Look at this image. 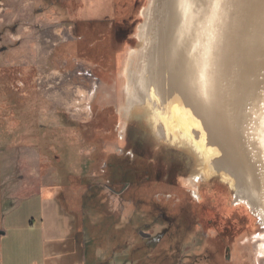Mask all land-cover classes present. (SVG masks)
I'll return each mask as SVG.
<instances>
[{
	"label": "rangeland",
	"instance_id": "obj_1",
	"mask_svg": "<svg viewBox=\"0 0 264 264\" xmlns=\"http://www.w3.org/2000/svg\"><path fill=\"white\" fill-rule=\"evenodd\" d=\"M115 1L107 19L86 23L77 16L63 22V10H54L57 18L48 9L52 0H0V49L25 37L42 42L36 55L23 57L21 68H8L1 78L8 104L20 97L23 110L37 107L25 117L41 124L23 123L32 126L19 145L24 196L61 189L66 210L80 211L77 227L87 231L98 264H264V226L235 192L217 177L193 185L197 163L188 152L162 145L144 125L124 118L126 61L138 49L155 0ZM64 2L72 15L82 6L80 0ZM45 11L51 13L41 15ZM255 124L249 120L246 129ZM6 145L4 168L12 178L5 180L0 203L19 198L15 193L25 184L17 177V145Z\"/></svg>",
	"mask_w": 264,
	"mask_h": 264
},
{
	"label": "bare ground",
	"instance_id": "obj_2",
	"mask_svg": "<svg viewBox=\"0 0 264 264\" xmlns=\"http://www.w3.org/2000/svg\"><path fill=\"white\" fill-rule=\"evenodd\" d=\"M148 19L124 118L188 152L193 185L219 178L264 226V0H155Z\"/></svg>",
	"mask_w": 264,
	"mask_h": 264
},
{
	"label": "crops",
	"instance_id": "obj_3",
	"mask_svg": "<svg viewBox=\"0 0 264 264\" xmlns=\"http://www.w3.org/2000/svg\"><path fill=\"white\" fill-rule=\"evenodd\" d=\"M39 2L37 3L39 4ZM52 11L54 12V10ZM50 13L45 11L41 12V15ZM54 15H56L55 12ZM56 17L59 18L57 15ZM13 19L17 23L18 15H14ZM55 20L57 22L56 18ZM17 32L19 29L15 31V33ZM39 39L37 36L25 37L24 42L22 39V43L18 45H8L0 49V95H2L0 97L2 102H5L0 103V193L3 194V190L6 188L5 180L12 178L4 168L2 156V152L8 150L6 143L8 144L11 140L15 141L18 150L19 171L17 177L19 182L23 180L25 182V184L21 183L15 193L20 196L19 198L15 201L6 198L0 203V232H2L0 236V264H98L97 252L89 246L87 231L77 227V222H80L78 219L81 215L80 211L78 208H74L71 212L66 210L67 203L58 193L61 189L51 191L41 188L27 197L24 196L28 183L25 181L26 169L20 170V163L25 162V154L19 152V145H21L20 141L24 140L25 128L30 129L32 126L23 123L41 124L35 123L36 120L33 116L25 117V114L33 115V110L37 107L28 105L23 110L20 97L17 99L15 97L14 101L8 104L3 92L5 84L1 78L8 68H21L20 62L23 63L27 57L36 55L37 47L42 45L41 39L40 41ZM18 54L22 58L21 60L18 58ZM39 54L35 60L37 62L40 61L38 60L40 59ZM57 57H54L56 64L58 63ZM16 78L19 85V75ZM7 112L11 116H9L10 118H7ZM12 127L15 130L8 131ZM13 132L14 135L9 137Z\"/></svg>",
	"mask_w": 264,
	"mask_h": 264
},
{
	"label": "trees",
	"instance_id": "obj_4",
	"mask_svg": "<svg viewBox=\"0 0 264 264\" xmlns=\"http://www.w3.org/2000/svg\"><path fill=\"white\" fill-rule=\"evenodd\" d=\"M42 2H48L49 0H41ZM54 4H50L48 5V9L50 10H55V11H61L63 10L64 12L62 13V16L64 17V21L63 22H70L73 20L74 17H76V20L79 21L81 20L82 22H88L91 23L93 22V20H98L101 21L103 18H108V14H113V11L115 10V4L116 1L113 0V6H109L108 2L106 0H80L82 3V6H78L79 8L76 10L75 15H72L70 10L69 13L65 10L66 8V4L64 2V4L62 3L63 0H52ZM48 4V3H47ZM65 8V9H64ZM94 12L95 14L93 16H90L91 13ZM117 13V11H116ZM67 15V16H65ZM72 17V18H71ZM90 17V18H89ZM75 19V18H74ZM87 203V201H86ZM171 250V248H170ZM172 251V250H171ZM170 264L174 263V260H170ZM150 264H154L152 263V260L150 261ZM169 264V263H168Z\"/></svg>",
	"mask_w": 264,
	"mask_h": 264
},
{
	"label": "water",
	"instance_id": "obj_5",
	"mask_svg": "<svg viewBox=\"0 0 264 264\" xmlns=\"http://www.w3.org/2000/svg\"><path fill=\"white\" fill-rule=\"evenodd\" d=\"M2 235V232H0V236Z\"/></svg>",
	"mask_w": 264,
	"mask_h": 264
}]
</instances>
